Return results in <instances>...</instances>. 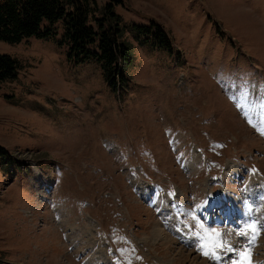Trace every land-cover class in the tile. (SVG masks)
I'll list each match as a JSON object with an SVG mask.
<instances>
[{
    "label": "rangeland",
    "instance_id": "obj_1",
    "mask_svg": "<svg viewBox=\"0 0 264 264\" xmlns=\"http://www.w3.org/2000/svg\"><path fill=\"white\" fill-rule=\"evenodd\" d=\"M108 3L124 81L71 61L60 26L0 40L18 64L0 84V264H216L191 213L234 246L264 218V0H89L88 25Z\"/></svg>",
    "mask_w": 264,
    "mask_h": 264
},
{
    "label": "trees",
    "instance_id": "obj_2",
    "mask_svg": "<svg viewBox=\"0 0 264 264\" xmlns=\"http://www.w3.org/2000/svg\"><path fill=\"white\" fill-rule=\"evenodd\" d=\"M91 10L89 0H0V40L15 43L32 36L55 38L60 26L71 61L96 60L107 82L124 81L123 69L132 57L129 47L119 41V18L108 3L102 8L103 16L96 19L95 29L87 24ZM119 65L122 69L117 70ZM17 69L16 60L0 54V84L16 77ZM0 151L6 152L1 146Z\"/></svg>",
    "mask_w": 264,
    "mask_h": 264
},
{
    "label": "snow or ice",
    "instance_id": "obj_3",
    "mask_svg": "<svg viewBox=\"0 0 264 264\" xmlns=\"http://www.w3.org/2000/svg\"><path fill=\"white\" fill-rule=\"evenodd\" d=\"M249 123H253L250 118ZM262 124H264V120H262ZM260 199L264 200V196ZM249 211H251L250 207ZM190 215L196 221L195 228L197 230L192 235L197 238V248L202 255L215 260L216 264H222L225 259L227 264H252V249L255 247L260 233L264 231V218L246 220L242 227L234 230L235 234L244 240L242 246H234L231 241L225 238L226 235L232 234L231 231L225 234L215 228H207L195 213Z\"/></svg>",
    "mask_w": 264,
    "mask_h": 264
},
{
    "label": "bare ground",
    "instance_id": "obj_4",
    "mask_svg": "<svg viewBox=\"0 0 264 264\" xmlns=\"http://www.w3.org/2000/svg\"><path fill=\"white\" fill-rule=\"evenodd\" d=\"M223 195V194H221ZM214 197H212V200H213ZM222 198V197H221ZM215 200V199H214ZM212 202V201H211ZM163 231L161 228H159V226H156V228L153 230V234L158 236V237H161L163 234Z\"/></svg>",
    "mask_w": 264,
    "mask_h": 264
}]
</instances>
